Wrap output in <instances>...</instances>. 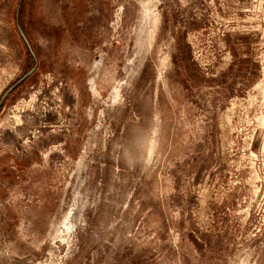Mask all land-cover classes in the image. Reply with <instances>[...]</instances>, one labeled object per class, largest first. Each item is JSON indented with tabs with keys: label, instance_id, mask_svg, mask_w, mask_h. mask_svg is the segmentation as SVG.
<instances>
[{
	"label": "rangeland",
	"instance_id": "1",
	"mask_svg": "<svg viewBox=\"0 0 264 264\" xmlns=\"http://www.w3.org/2000/svg\"><path fill=\"white\" fill-rule=\"evenodd\" d=\"M13 86L0 264H264V0H0Z\"/></svg>",
	"mask_w": 264,
	"mask_h": 264
},
{
	"label": "water",
	"instance_id": "2",
	"mask_svg": "<svg viewBox=\"0 0 264 264\" xmlns=\"http://www.w3.org/2000/svg\"><path fill=\"white\" fill-rule=\"evenodd\" d=\"M23 1H24V0H21V5H22ZM19 31H20V33L22 34V36H23V38L25 39V41L27 42V44L29 45V42H28V40L26 39V37H25V35H24V33H23V31H22V29H21L20 26H19ZM34 70H35V68H34L31 72H29V73H28V74H27L22 80L28 78V77L34 72ZM13 88H14V86L11 87V88L7 91V93L5 94V96L3 97V99L1 100V102H0V109H1V107L3 106L4 102L7 100L8 96L11 94Z\"/></svg>",
	"mask_w": 264,
	"mask_h": 264
},
{
	"label": "bare ground",
	"instance_id": "3",
	"mask_svg": "<svg viewBox=\"0 0 264 264\" xmlns=\"http://www.w3.org/2000/svg\"><path fill=\"white\" fill-rule=\"evenodd\" d=\"M154 23V22H153ZM155 25V24H154ZM156 28V27H155ZM150 35H151V33H150ZM153 37V36H152ZM149 39H150V36L148 37ZM151 40H153L152 38H151ZM150 43L149 44H151V41H149ZM153 42V41H152ZM97 66H99V64L97 63ZM93 88H94V86H93ZM97 94V93H96ZM120 95H119V92L115 95V98H118ZM114 99V98H113Z\"/></svg>",
	"mask_w": 264,
	"mask_h": 264
},
{
	"label": "flooded vegetation",
	"instance_id": "4",
	"mask_svg": "<svg viewBox=\"0 0 264 264\" xmlns=\"http://www.w3.org/2000/svg\"><path fill=\"white\" fill-rule=\"evenodd\" d=\"M26 39H27V37H26ZM24 40H25V39H24ZM27 40H28V39H27ZM28 42H29V46H28L27 42H26V44H27L28 48L30 49V51L33 52V51H32V48H31L30 41L28 40ZM32 70H33V69H32ZM32 70H31V71H32ZM21 81H22V80H20L19 82H21ZM19 82H18V83H19ZM19 84H20V83H19ZM16 85H18V84H16Z\"/></svg>",
	"mask_w": 264,
	"mask_h": 264
}]
</instances>
